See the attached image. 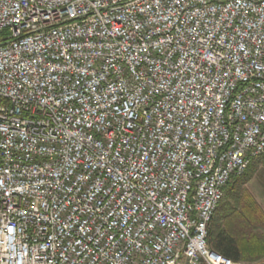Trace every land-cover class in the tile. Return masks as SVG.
Segmentation results:
<instances>
[{
	"label": "built area",
	"instance_id": "1",
	"mask_svg": "<svg viewBox=\"0 0 264 264\" xmlns=\"http://www.w3.org/2000/svg\"><path fill=\"white\" fill-rule=\"evenodd\" d=\"M264 155V0H0V264H264L208 243Z\"/></svg>",
	"mask_w": 264,
	"mask_h": 264
},
{
	"label": "trees",
	"instance_id": "2",
	"mask_svg": "<svg viewBox=\"0 0 264 264\" xmlns=\"http://www.w3.org/2000/svg\"><path fill=\"white\" fill-rule=\"evenodd\" d=\"M261 157V156H260ZM258 157V158H260ZM255 158L247 171L233 178L224 189V198L217 207L208 228L209 246L233 261L252 263L264 258V234L246 233L243 225L250 224L243 212L244 185L257 174Z\"/></svg>",
	"mask_w": 264,
	"mask_h": 264
},
{
	"label": "rangeland",
	"instance_id": "3",
	"mask_svg": "<svg viewBox=\"0 0 264 264\" xmlns=\"http://www.w3.org/2000/svg\"><path fill=\"white\" fill-rule=\"evenodd\" d=\"M257 166L255 177L244 185L241 205L249 217L250 224H242L246 233L264 234V155L254 161ZM255 262H264V258ZM254 263V262H252Z\"/></svg>",
	"mask_w": 264,
	"mask_h": 264
},
{
	"label": "bare ground",
	"instance_id": "4",
	"mask_svg": "<svg viewBox=\"0 0 264 264\" xmlns=\"http://www.w3.org/2000/svg\"><path fill=\"white\" fill-rule=\"evenodd\" d=\"M258 157H260V156H254V157H253V160H254L255 158H258ZM233 178H235V177H230V181H231ZM225 187H226V186H222V194H224V189H225ZM216 210H217V207L214 209V211L211 212V221H212V218H213V216H214Z\"/></svg>",
	"mask_w": 264,
	"mask_h": 264
}]
</instances>
